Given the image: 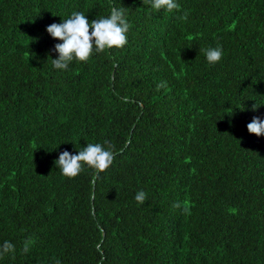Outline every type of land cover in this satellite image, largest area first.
Returning a JSON list of instances; mask_svg holds the SVG:
<instances>
[{"label":"trees","instance_id":"16d2710c","mask_svg":"<svg viewBox=\"0 0 264 264\" xmlns=\"http://www.w3.org/2000/svg\"><path fill=\"white\" fill-rule=\"evenodd\" d=\"M176 2L0 0V244L16 246L0 264H264V136L247 130L264 119V0ZM113 7L127 44L54 69L47 26ZM105 141L98 176L57 168Z\"/></svg>","mask_w":264,"mask_h":264},{"label":"clouds","instance_id":"9594fccd","mask_svg":"<svg viewBox=\"0 0 264 264\" xmlns=\"http://www.w3.org/2000/svg\"><path fill=\"white\" fill-rule=\"evenodd\" d=\"M145 5L151 6L157 12L165 10L168 13L174 10L179 11L181 5L176 0H143ZM188 13L183 12L180 19L187 20ZM130 23L127 21L123 8L113 7L108 16H102L89 21L87 16L80 11H73L66 19L60 23H52L47 26L46 30L56 40L61 41L55 44L54 51L58 57L52 59V66L57 70H66L73 61L87 62L94 52L102 53L107 49L122 48L128 42L127 33ZM206 60L209 64H215L222 59V47H209L204 49ZM166 86V82L157 83L156 89L159 91ZM260 105H252L255 111ZM247 130L250 134L264 136V119L254 116L247 124ZM105 144L108 145L105 147ZM115 152L110 142L88 143L78 151V154H72L64 150L55 160L57 168L61 174L69 179L75 178L87 166L93 169L98 176L99 173L106 171L113 163ZM138 204L145 203L147 194L144 191H138L134 197ZM174 208L182 209L183 214L190 215V204L187 200L173 203ZM32 237L23 242L21 251L27 253L30 246L34 244ZM16 246L5 240L0 244V258L14 254ZM56 264H60L57 260Z\"/></svg>","mask_w":264,"mask_h":264}]
</instances>
